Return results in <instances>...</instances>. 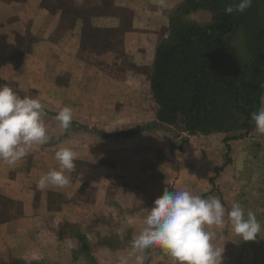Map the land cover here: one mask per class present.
Listing matches in <instances>:
<instances>
[{
  "label": "crops",
  "instance_id": "crops-1",
  "mask_svg": "<svg viewBox=\"0 0 264 264\" xmlns=\"http://www.w3.org/2000/svg\"><path fill=\"white\" fill-rule=\"evenodd\" d=\"M183 3L184 0H0V16H16L21 25L31 24L33 32L34 25H40L37 30L43 35L41 42L35 44L36 49L58 48L60 55L75 63L86 36L84 25L96 26L100 30L97 40L106 44L99 57L104 60V82L100 87L107 91L112 85L114 89L105 92L108 99L103 102L114 107H107L103 117L84 115L89 119V128L72 120L89 133L98 130L95 132L107 143V155L100 160L93 145L74 149L78 154L75 163L91 170L88 177L80 172L72 179L70 176L71 183L64 188L49 186L41 191L31 179L33 171L28 174L30 165L23 160L19 166L0 162V199L8 201L7 220L0 222V264H92L88 258L94 264H118L115 254L130 252L128 236L139 234L143 219L162 196L160 192L155 195V181L169 191L188 190L202 198L214 195L226 213L238 202L245 212H256L264 224V173L258 175L257 146L250 141L232 139L226 133L189 134L182 149L171 148L173 137L160 125L133 137L116 136L134 125L157 122L148 74L139 73V69L152 71L157 45L169 28V17ZM121 10L127 12L129 20L117 35L114 31L123 19L115 13ZM71 22L73 27L69 26L55 45L49 44L59 24ZM117 54L127 57L128 63L120 65L126 74L122 79L110 80L105 73L120 63L108 58H116ZM97 119L105 120L111 131H106L107 127L92 129L93 120ZM156 159L157 171H151V162ZM103 168L105 177L96 182L95 189L91 186L96 179L93 174ZM111 171L118 175L111 177ZM87 181L90 187L85 190ZM95 190L103 202L95 199ZM51 192H60L59 204L53 201ZM68 226L73 227V232L64 233ZM210 230L217 232L214 242L225 246L223 264H264V239L258 236L254 242L239 240L230 231L227 218L222 231ZM78 234L85 236L88 251ZM145 255V264H173L159 248L150 249Z\"/></svg>",
  "mask_w": 264,
  "mask_h": 264
},
{
  "label": "trees",
  "instance_id": "trees-1",
  "mask_svg": "<svg viewBox=\"0 0 264 264\" xmlns=\"http://www.w3.org/2000/svg\"><path fill=\"white\" fill-rule=\"evenodd\" d=\"M231 2L184 0L170 17L148 75L157 122L116 136L133 137L158 125L180 126L190 135L250 131L251 114L264 96V0H253L243 14H225ZM201 9L212 13L210 23L185 19ZM86 28L91 26L84 25L83 36ZM5 220V215L0 217V222ZM78 235L88 251L85 236Z\"/></svg>",
  "mask_w": 264,
  "mask_h": 264
},
{
  "label": "rangeland",
  "instance_id": "rangeland-1",
  "mask_svg": "<svg viewBox=\"0 0 264 264\" xmlns=\"http://www.w3.org/2000/svg\"><path fill=\"white\" fill-rule=\"evenodd\" d=\"M45 8L47 9V7ZM115 16L123 19L121 26H118L119 28L114 31L115 34L120 35L126 26L125 22L129 20V16L125 10L118 11L115 13ZM212 17L213 15L210 11L201 9L188 14L185 19L188 22L192 21L205 24L210 23ZM34 26L36 30L33 32L30 30L31 24L21 25L19 23V18L16 16L11 17L8 14H2L0 16V85L7 84L21 97L28 95L32 98L39 99L43 109L47 112L44 116V120L47 127L49 142L44 145H34L26 156L21 159L24 163L30 165L28 166V174L33 171V177L31 179L36 187V183L42 175L52 169H58L59 163L55 159V153L60 148L67 147L74 150L79 149L80 146H87L90 144L93 145L98 152V160L105 158L107 155V143L105 139L96 133L98 130H94V132L90 130L89 133L88 129L79 128L76 122H74L69 129L64 130L60 127L59 121L55 120L54 117L63 107L69 106L73 109V119L77 120L78 123L84 127L89 128V119L84 118V115L91 114L93 116L97 115L98 117H103L107 107H114L111 104L103 102V100L107 101L108 99V95H105V92H113L114 89L111 85L107 89V92L105 88L102 89L100 87V84L104 82L102 73V64L104 60H100L99 57L100 53L104 52L101 51V49L106 46V44L97 40V38H100V31L96 26L86 28L84 33L86 36L83 37L85 39L82 40L79 53L76 56V63L70 57L68 58L64 57V55H60L58 48L43 49L42 46H39L36 49L35 44L41 42L40 38L43 34L42 31L38 32L40 25L36 24ZM68 27L69 25L60 23L55 33L49 39V44L55 45L60 40L59 38L68 30ZM168 30L169 28L165 31L166 34ZM241 44L243 46L242 40ZM126 58L127 57L118 54L116 58H108V60L113 59L110 60L111 62L120 64H116L115 67L110 69L111 71L106 72L104 75L105 78H109L110 80L122 79L124 77L122 75L126 73H123L124 71L120 65L128 63ZM118 59L120 62H118ZM139 73H143V75L146 76L150 74L144 67L139 69ZM74 97H77V99ZM84 101H91L92 103L87 104ZM105 122L106 121L103 119L93 120L94 124L91 125L92 129H101L103 127L109 129ZM136 127L137 125L132 126L130 131H133ZM163 128H165L167 132L169 131L168 133L173 137L171 148L182 149L188 141L189 134L182 132L180 126H163ZM106 131L110 132L111 130L109 129ZM226 135L232 139H246L248 142L250 141L252 146H257L255 156V159H257V171L258 175H262L264 173V136H261L255 131V124L250 131L239 130L226 133ZM157 159L156 162H151V171H157ZM21 160L16 163L18 166ZM80 172H83V174L88 177L91 170L86 169L83 164L79 165L78 163L76 164V170L74 172L65 174L71 176L72 179ZM104 173L105 168H103V171L98 169V172L93 174L96 178L95 184L91 186H96V182H99L100 179L105 177ZM117 175L115 171H111V177ZM153 175L158 176L157 174ZM155 182L158 191L155 195L157 196L159 192L163 195L166 188L160 185L158 181ZM85 185L87 186L85 190L89 189L90 184L88 181L85 182ZM94 193L96 195L94 196L96 200L101 202L104 201L101 199L103 197L100 198L101 194H99L97 190H95ZM59 194L56 192L50 193L53 201L57 204L60 202ZM7 206L8 202L0 199V217L8 213ZM72 228L71 226L66 227L64 233H66V230H68V232H73ZM112 238L116 239V236ZM128 238L129 241L133 239L131 235H129ZM82 255L84 256V254ZM88 261L94 264L93 259L88 258Z\"/></svg>",
  "mask_w": 264,
  "mask_h": 264
},
{
  "label": "clouds",
  "instance_id": "clouds-1",
  "mask_svg": "<svg viewBox=\"0 0 264 264\" xmlns=\"http://www.w3.org/2000/svg\"><path fill=\"white\" fill-rule=\"evenodd\" d=\"M253 0H232L224 9L225 14H243ZM264 88V83L260 85ZM45 112L39 99L28 95L21 97L7 84L0 85V162L14 166L33 148L49 142L44 120ZM62 129L70 128L73 109L63 107L54 117ZM255 131L264 136V96L260 107L252 112ZM59 170L52 169L42 175L36 183L38 190L49 186L64 188L71 183L69 175L76 170L78 154L71 148H60L55 153ZM227 225L230 231L243 242L264 239V224L257 213L245 209L238 202L227 210L214 195L202 198L188 190H164L154 201V206L143 219V228L130 241L127 255L115 254L118 264H145V253L159 248L167 254L173 264H223L225 246L214 241L217 232Z\"/></svg>",
  "mask_w": 264,
  "mask_h": 264
}]
</instances>
